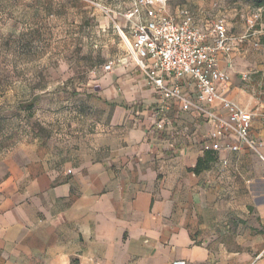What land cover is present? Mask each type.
Returning <instances> with one entry per match:
<instances>
[{"label": "crops", "instance_id": "0c3cea01", "mask_svg": "<svg viewBox=\"0 0 264 264\" xmlns=\"http://www.w3.org/2000/svg\"><path fill=\"white\" fill-rule=\"evenodd\" d=\"M171 3L178 20L184 7ZM262 19L230 24L246 44L218 56L226 97L253 115L254 150H227L238 141L220 135L224 148L204 151L215 131L205 116L164 101L122 58L91 83L101 123L91 149L64 163L37 149L0 158V264H264ZM139 21L126 17L123 31ZM184 92L195 102L192 82Z\"/></svg>", "mask_w": 264, "mask_h": 264}, {"label": "rangeland", "instance_id": "374dc122", "mask_svg": "<svg viewBox=\"0 0 264 264\" xmlns=\"http://www.w3.org/2000/svg\"><path fill=\"white\" fill-rule=\"evenodd\" d=\"M172 3L203 26L223 19L232 32L264 16V0ZM130 8L132 0H0V158L37 149L64 163L92 148L101 123L91 83L108 62L132 61L116 30Z\"/></svg>", "mask_w": 264, "mask_h": 264}, {"label": "built area", "instance_id": "2783aa9c", "mask_svg": "<svg viewBox=\"0 0 264 264\" xmlns=\"http://www.w3.org/2000/svg\"><path fill=\"white\" fill-rule=\"evenodd\" d=\"M170 0H132V11L127 20L138 18L127 35L123 29L116 30L130 59L143 73L148 85L160 93L164 101H176L183 110L193 108L200 112L215 131L203 145L204 151L218 152L222 148L219 136H234L237 143L225 146L230 151H239L241 146L255 149L249 138L253 115L228 99L224 93L228 76L218 67L219 54L228 56L236 50L234 41L242 42L245 37L234 38L228 34L223 19H218L203 29L190 19L186 9L179 11V19L165 12ZM261 14L256 13L246 20L251 30ZM113 63L103 66L110 72ZM195 87V102L185 95V84ZM218 102L224 116L218 115L211 105ZM162 130L164 125H156ZM264 257V252L256 260ZM185 264V263H174Z\"/></svg>", "mask_w": 264, "mask_h": 264}, {"label": "trees", "instance_id": "16d2710c", "mask_svg": "<svg viewBox=\"0 0 264 264\" xmlns=\"http://www.w3.org/2000/svg\"><path fill=\"white\" fill-rule=\"evenodd\" d=\"M199 166H200V160L197 163V168L195 169V171L198 169Z\"/></svg>", "mask_w": 264, "mask_h": 264}]
</instances>
